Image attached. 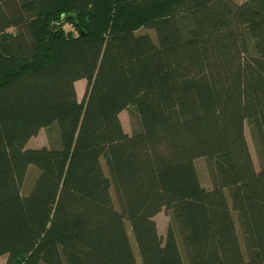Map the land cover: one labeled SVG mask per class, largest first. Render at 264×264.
<instances>
[{"label":"trees","instance_id":"16d2710c","mask_svg":"<svg viewBox=\"0 0 264 264\" xmlns=\"http://www.w3.org/2000/svg\"><path fill=\"white\" fill-rule=\"evenodd\" d=\"M130 231L141 264H264V0H0V256L139 264Z\"/></svg>","mask_w":264,"mask_h":264},{"label":"rangeland","instance_id":"374dc122","mask_svg":"<svg viewBox=\"0 0 264 264\" xmlns=\"http://www.w3.org/2000/svg\"><path fill=\"white\" fill-rule=\"evenodd\" d=\"M86 85H87L86 80H81L80 82L77 83V93H78V98L80 101L83 99L84 92L86 89ZM120 119H121L124 130L128 133L133 132V130L136 126V116L132 112V110L126 109V110L122 111L120 114ZM245 130H246V136H247V139L249 142V146H250V149L252 152L254 162L256 164V167L259 168L260 161H259V158L257 155L255 143L253 141V138H252V135L250 132V127L248 125H246ZM49 138H50V135H49L48 129L47 130L44 129L39 133L38 136L32 138L29 141L28 147L39 148V147H43V146H49V145H51ZM196 166H197V170L199 173L201 183L207 188L211 187L212 184H211L208 164H207V161L205 160V158H202V157L198 158L196 160ZM36 169L34 166L31 167L28 179H27L26 183L24 184V190L23 191L25 193L28 192L31 188V185L34 181L36 174H37ZM155 220L157 222L159 233L162 235H165L167 227L171 221L170 215L163 210L155 216ZM129 234H130V239L132 242L134 252H135L136 257H137V261L139 264H141L140 256L138 253V249H137V246L135 243L133 233L130 231ZM6 259H7V255H1L0 256V264H6Z\"/></svg>","mask_w":264,"mask_h":264},{"label":"crops","instance_id":"0c3cea01","mask_svg":"<svg viewBox=\"0 0 264 264\" xmlns=\"http://www.w3.org/2000/svg\"><path fill=\"white\" fill-rule=\"evenodd\" d=\"M80 81H81V80H80ZM80 81H77V82H76V86H77V83L80 82Z\"/></svg>","mask_w":264,"mask_h":264}]
</instances>
